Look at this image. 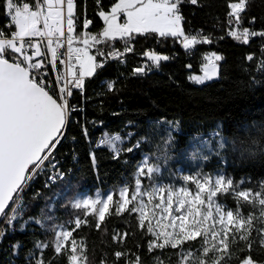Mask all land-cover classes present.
<instances>
[{"label": "trees", "instance_id": "1", "mask_svg": "<svg viewBox=\"0 0 264 264\" xmlns=\"http://www.w3.org/2000/svg\"><path fill=\"white\" fill-rule=\"evenodd\" d=\"M6 1L0 0L2 29L8 23ZM119 1L102 0L99 7L98 0H77L81 17L72 33L75 44L82 45L89 34L91 51L129 41L135 49L124 64L97 70L86 79L83 93L74 94L69 124L56 150L65 179L46 182L49 168L38 174L0 244V264H72L75 257L81 264H264V0H243L237 15L232 13L236 0H180L183 33L198 37L190 47L177 36L155 32L105 38L101 15ZM84 16L91 22L88 30H83ZM146 50L164 59L158 69L138 73ZM209 55L218 78L194 84L192 77L202 74ZM103 135H118L128 143L116 153L97 145ZM195 140L210 143L198 155L201 173L221 172L231 181L214 198L243 222L219 248L204 237L177 245L158 242L150 226L141 224L134 204L119 211L118 190L124 186L133 196L144 155L155 163L165 159L169 167V177L142 179L150 188L174 178ZM97 190L113 191L102 220L71 204L77 194ZM48 214L54 226L64 225L71 233L60 251L54 226L46 227ZM29 220L45 227L29 223L22 229Z\"/></svg>", "mask_w": 264, "mask_h": 264}, {"label": "rangeland", "instance_id": "2", "mask_svg": "<svg viewBox=\"0 0 264 264\" xmlns=\"http://www.w3.org/2000/svg\"><path fill=\"white\" fill-rule=\"evenodd\" d=\"M180 0H120L110 11L101 15L106 24L103 36L111 41L120 37L130 36L132 33L143 34L147 31H156L160 34L178 35L182 32L181 24L170 19L177 10ZM243 0H236L232 5L234 14L240 11ZM51 14V12H50ZM67 14L75 15V7L72 3L67 6ZM52 17L58 13L53 12ZM125 17L127 25H120V18ZM132 32V33H131ZM93 38L85 34L81 40L83 47L88 48ZM193 44L192 40L185 42L186 47ZM214 56L209 55L202 68V74L192 77V82L197 85L205 84L218 78V66L213 61ZM90 63V58L88 60ZM90 70V67H89ZM89 71L87 74H90ZM103 144L112 151L119 153L128 143L127 138L111 137L103 135ZM210 143L206 140H195L186 148L181 165L177 168L174 178L169 181L156 182L153 187L143 186L142 179H150L153 175L169 177L167 161L160 163L152 161L149 155H144L138 167L137 187L131 198L126 187H120L119 211L123 212L131 204L135 206L141 224L149 225L158 242L177 245L181 242L204 237L209 245L218 248L224 244L226 235L233 229H241L243 222L240 218L219 203L214 194L221 189L231 187V181L223 173H201L198 167V155L202 150L209 149ZM178 180L179 182H176ZM248 197V193H241ZM113 200V191H95L93 194L79 193L72 201L75 209H83L87 213H95L102 220L109 211ZM264 205V199L260 200ZM47 228L54 226L52 216L47 215ZM32 223L41 227L39 220H29L22 225ZM75 224L80 222L76 219ZM55 248L60 251L70 239V231L64 225L54 226ZM42 250L44 247H38ZM41 264V261L38 260ZM72 264H81L77 257ZM246 264H250L247 262Z\"/></svg>", "mask_w": 264, "mask_h": 264}, {"label": "built area", "instance_id": "3", "mask_svg": "<svg viewBox=\"0 0 264 264\" xmlns=\"http://www.w3.org/2000/svg\"><path fill=\"white\" fill-rule=\"evenodd\" d=\"M101 1L98 0L99 7L102 6ZM69 3L75 7L74 16L67 14ZM77 9V0H7L5 17L8 23L4 29L0 28V61L25 70L34 86L51 95L61 105L68 122L73 110L71 100L75 93H83L86 79L109 63L124 64L126 57L135 49L132 41L122 45L113 42L108 49L94 51L75 44L72 33L76 30L81 17ZM50 12L51 14L57 12L58 16L52 17ZM240 12L242 11L235 15ZM83 18V30H88L91 22L85 16ZM170 19L182 23L179 7ZM120 25L126 27L127 22L124 17L120 19ZM189 40L194 44L198 37L188 35L179 37V42L184 47H186L185 42ZM143 57L144 61L136 70L138 73L158 69L164 59V55L153 50H146ZM89 58L90 63H88ZM89 71L91 73L87 74ZM102 138L98 140V146L104 145ZM58 146H52L41 162L31 169L25 184L2 214L0 244L22 211L23 197L30 190L38 174L49 168L45 177L46 182L56 184L65 179V173L56 160ZM69 249L73 250V246Z\"/></svg>", "mask_w": 264, "mask_h": 264}, {"label": "water", "instance_id": "4", "mask_svg": "<svg viewBox=\"0 0 264 264\" xmlns=\"http://www.w3.org/2000/svg\"><path fill=\"white\" fill-rule=\"evenodd\" d=\"M68 124L61 105L25 70L0 61V219L31 169L61 144Z\"/></svg>", "mask_w": 264, "mask_h": 264}, {"label": "crops", "instance_id": "5", "mask_svg": "<svg viewBox=\"0 0 264 264\" xmlns=\"http://www.w3.org/2000/svg\"><path fill=\"white\" fill-rule=\"evenodd\" d=\"M243 9V4H242V7L240 8V11ZM239 12V11H238ZM232 13L234 14V12L232 11ZM122 18V17H121ZM120 18V19H121ZM125 18V17H124ZM126 19V18H125ZM181 29H182V26H181ZM147 32H155V33H157V34H159V35H166V34H160V33H158V32H156V31H147ZM147 32H144V33H147ZM132 33V32H131ZM143 33V34H144ZM132 34H138V33H132ZM182 35H184V33H183V30H182V32L180 33V34H178V35H174V36H177V37H180V36H182ZM173 36V35H172ZM121 38V37H120Z\"/></svg>", "mask_w": 264, "mask_h": 264}]
</instances>
